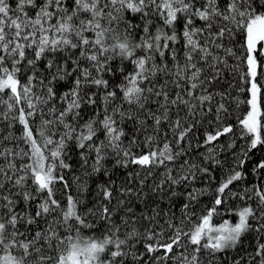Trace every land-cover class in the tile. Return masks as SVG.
Wrapping results in <instances>:
<instances>
[{
    "label": "snow or ice",
    "instance_id": "6c2138e0",
    "mask_svg": "<svg viewBox=\"0 0 264 264\" xmlns=\"http://www.w3.org/2000/svg\"><path fill=\"white\" fill-rule=\"evenodd\" d=\"M0 264H264V0H0Z\"/></svg>",
    "mask_w": 264,
    "mask_h": 264
}]
</instances>
